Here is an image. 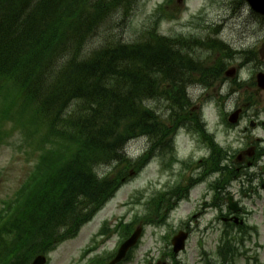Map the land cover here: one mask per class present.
Listing matches in <instances>:
<instances>
[{"label": "trees", "instance_id": "16d2710c", "mask_svg": "<svg viewBox=\"0 0 264 264\" xmlns=\"http://www.w3.org/2000/svg\"><path fill=\"white\" fill-rule=\"evenodd\" d=\"M124 2L67 0L61 11L55 0H0V87L13 80L20 90L24 105L15 129L26 133L35 161L21 189L4 202L0 264H31L74 236L136 165L122 152L125 143L143 134L157 138L155 115L147 120L140 106L146 90L154 96L167 84L174 107L200 72L183 54L195 41L154 30L132 43L111 38L96 55L81 59L86 43ZM200 46L214 51L218 42ZM219 68L201 76V83L213 85ZM113 163L116 172L100 178L96 168ZM165 203L159 199L156 212ZM223 258L228 260L225 253Z\"/></svg>", "mask_w": 264, "mask_h": 264}, {"label": "rangeland", "instance_id": "374dc122", "mask_svg": "<svg viewBox=\"0 0 264 264\" xmlns=\"http://www.w3.org/2000/svg\"><path fill=\"white\" fill-rule=\"evenodd\" d=\"M165 0H131L127 12L117 13L109 19L110 23L102 26L100 31L94 35L86 47V52L100 47L108 34L120 38L126 42H133L141 37L146 27L154 21V15L159 5ZM239 0H174L170 12L173 18H166L159 25V31L167 37L183 38L193 36L198 41L206 39H219L226 43L230 48L231 56L226 58L225 76L230 74L227 81L215 88L201 89L191 88L190 96L194 108V113H199L205 122L207 131L212 134L215 140L230 152L229 164L239 168L247 166L249 159L243 158L240 164L235 163L240 151L248 149L249 143L260 139L261 146L264 148V127H259L255 131L250 129L251 120L260 124L264 123V91L260 90L256 84V77L259 73H264V20L256 18L250 8ZM240 2V1H239ZM206 26L197 27L193 21ZM107 23V22H106ZM218 28V35H213L210 29ZM111 30V32L109 31ZM212 51L207 48H200L199 56L207 58ZM250 54H247V53ZM254 53V55H253ZM226 56V55H225ZM215 56H209L212 62ZM198 68H202L204 63L191 59ZM225 61H222V64ZM236 79L241 82V88L233 84ZM225 97L222 99V97ZM223 102L229 114L238 109H242L244 117L237 129L225 134V124L218 108V103ZM166 105L163 102L149 103L148 107L156 111L159 115ZM13 124L4 125V130L10 131ZM20 135L15 134L0 145V209L3 202L8 200L19 188L25 177L28 175L31 166L26 160L21 147ZM198 138L192 133L189 134L187 128L178 132L175 141V150L178 159H188L195 155V161H199L205 155L198 150L196 143ZM17 144L16 146H14ZM147 148L146 140L132 142L128 146V153L136 157L140 152ZM169 159L168 154L158 155L150 159L145 167L131 178L119 189L114 198L85 225L78 233L77 238L61 244L49 257L48 264H83L81 257L84 251L91 244V240L97 235L99 229L105 222L112 225L123 220L125 223H132L137 218L142 219L147 212V203L157 194L163 191L168 185L175 183L176 179L169 170L163 168V159ZM233 157L235 159H233ZM110 169H100L99 174L104 176ZM179 168L175 169V171ZM197 170L202 174L208 175L206 164H197ZM249 174L261 173L264 170V160L258 168L250 169ZM133 172V171H131ZM130 172V173H131ZM230 174V171L228 172ZM199 174L197 173L196 177ZM237 177V176H235ZM220 178L219 174L213 175L206 180V184L200 185L193 190L188 200L183 201L170 217L164 218L166 224L159 226V220L154 219L153 224H140L144 229V236L134 251L132 258L123 264H159L172 263L168 257L169 243L164 240L166 237L174 236L175 233L184 226L189 225L192 234L187 243L186 250L179 254L175 259L179 264H205L204 252L209 253L212 258H217L215 251L219 248L221 237L224 231V220L217 221L219 210H207L201 206V197L206 193V185L215 182ZM264 180L261 175L259 181ZM243 184H245L243 186ZM226 189V197L232 195L240 206L248 213L246 224L251 227L247 231L251 235L245 244L237 245L242 252L237 257L236 264H264V190L256 189L252 192L248 189L245 178L233 181ZM245 188V189H243ZM206 201H210V197ZM222 218L226 213L225 203H223ZM221 219V218H220ZM140 222V220H138ZM255 229L257 232H255ZM246 230V229H245ZM243 231V233L245 232ZM174 234V235H173ZM120 237L112 234L109 238H100L97 242V254L113 252ZM171 250V249H170ZM106 256L109 254H105ZM90 258L93 255H89ZM87 256L84 263L88 260Z\"/></svg>", "mask_w": 264, "mask_h": 264}, {"label": "water", "instance_id": "95a60500", "mask_svg": "<svg viewBox=\"0 0 264 264\" xmlns=\"http://www.w3.org/2000/svg\"><path fill=\"white\" fill-rule=\"evenodd\" d=\"M246 1L252 9L257 12L258 14L264 15V0H244ZM258 83L261 88L264 89V76H259L258 78ZM229 203H230V208L234 211L237 210V207L235 204L232 203V198H229ZM141 231L138 230L132 238L123 246L121 249L118 257L111 263V264H117L119 263L126 255L127 251L133 247L136 242L138 241L140 237ZM178 250V249H177ZM177 252V251H176ZM46 260L44 257H39L37 258L33 264H45Z\"/></svg>", "mask_w": 264, "mask_h": 264}, {"label": "bare ground", "instance_id": "6f19581e", "mask_svg": "<svg viewBox=\"0 0 264 264\" xmlns=\"http://www.w3.org/2000/svg\"><path fill=\"white\" fill-rule=\"evenodd\" d=\"M55 1L57 2V4H58L59 6H61V9H62L61 11H63V10H64L63 8H65V7L68 5L67 0H55ZM117 12H118V11L116 10V11L112 12L111 15L114 16V15L117 14ZM52 15H54L53 12H52ZM122 37H123V36L120 35V38H119V36H118L115 40H119V43H125L126 41H124ZM98 51H100V50H98ZM98 51H97V53H98ZM97 53H96V54H97ZM96 54H95V55H96ZM93 56H94V55H93ZM173 73H174V71H173ZM152 79L154 80L153 77H152ZM190 86H191L190 83L185 84V85H184L185 90H187ZM153 98H154L153 93L151 94V93H150V89L148 88V89L146 90V93H145L144 97L142 98V100H141V102H140V106H141V107H144V108H146V109H148V108H149L148 105H149L150 102L152 103ZM180 101H181V102H180V103H176V104L174 105L173 109L169 112L170 115H171L172 117L177 116V114H178L183 108H185V106L187 105V99H186L185 96H184V98H183L182 100H180ZM155 113H156V111H152V113H150V111H148V112H147V120H151L152 118H154L153 115H155ZM152 122H153V121H152ZM154 125H155V124H154ZM156 130H157V127H156ZM156 130H155V131H156Z\"/></svg>", "mask_w": 264, "mask_h": 264}]
</instances>
